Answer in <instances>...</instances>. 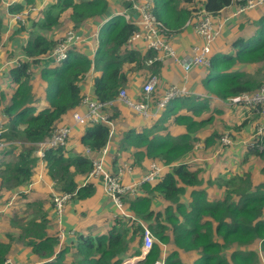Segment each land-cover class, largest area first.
Here are the masks:
<instances>
[{"label": "trees", "instance_id": "trees-1", "mask_svg": "<svg viewBox=\"0 0 264 264\" xmlns=\"http://www.w3.org/2000/svg\"><path fill=\"white\" fill-rule=\"evenodd\" d=\"M148 1L151 11L165 23L169 32H180L199 9L196 0ZM234 2L241 5L245 0H204L201 6L217 15ZM28 3L26 8L32 5V0ZM9 9L16 13L23 11L25 6L14 3ZM67 9H71L72 25L109 12L108 0H56L43 11L40 19L27 18L30 24L21 23L11 36L14 39L24 31L28 32L30 39L21 43V52L33 59H22L19 66L12 67L9 73L11 90H0V114L5 119L4 139L7 142L0 150V191L9 190V196L22 193L34 178L39 158L35 144L47 139L67 112L81 105L82 85L88 82L87 74L93 71V97L106 101L118 97L128 81L126 71L132 66L148 69L151 74L160 70V61L150 65L145 63L156 54L155 50L142 53L128 45L137 26L123 16L113 17L103 26L92 59L74 45L64 61L53 60L54 65L48 66L47 60H43L47 66L37 67L35 63L42 58L40 56L48 55L59 41L44 32L59 26L62 13ZM2 26L0 14V43ZM31 27L34 29H29ZM231 47L228 52L211 54L204 78L206 88L223 99L259 89L264 81V73L259 68L254 72L237 68L246 63L264 62V14L256 20L254 32L235 39ZM39 79L43 87L39 85ZM142 97L137 100H143L144 95ZM156 99L153 93V100ZM38 101L45 105L38 108ZM209 109L224 114L222 106L211 102L209 97L183 94L160 108V117L155 118L152 126L126 132L122 145L135 148L133 155L137 162L148 157L175 166L163 178L143 183L135 195L124 198L128 203L126 207L135 216L130 225L126 218L117 217L106 234L84 237L76 245L77 264H122L127 254L141 255L144 225L155 241L145 257L134 264H185L183 251L198 253L193 264H262L259 252L264 254V180L256 182L250 171H242L220 182V176L205 175L207 163L193 156L195 142L200 139L198 134L215 123L211 115H203ZM171 117L172 124L182 127L179 134L171 133L165 125ZM83 125L80 143L93 152L99 151L109 140V124L85 122ZM214 127L215 124L210 134L204 136L205 149L217 148L220 141L221 133ZM262 138L256 137V142H261ZM249 149L256 155L264 153L257 147ZM190 155L195 161H201L194 164L195 161L189 160ZM44 162L49 178L60 192L78 198L94 194L93 182L83 184L79 181V177L92 169L91 158L82 151H76L68 144L51 147L45 151ZM205 184L214 186L217 195L209 197ZM185 194L187 202L183 199ZM155 199L161 200L163 205H157ZM47 227L45 219H32L21 226L19 238L27 241L42 259L41 264H67L64 259L70 248L57 251L58 236L49 234ZM256 243H259L260 251L254 247ZM11 247L10 242L0 240V264L7 260Z\"/></svg>", "mask_w": 264, "mask_h": 264}, {"label": "crops", "instance_id": "crops-1", "mask_svg": "<svg viewBox=\"0 0 264 264\" xmlns=\"http://www.w3.org/2000/svg\"><path fill=\"white\" fill-rule=\"evenodd\" d=\"M28 1L29 0L0 1V14L3 18L2 41L0 43V90H11V77L9 76V73L12 67L19 66V63L17 62H20L22 59L25 61L33 59L28 56H25L21 52V43H25L28 39H30V35L28 34V32L24 31L16 35L14 39L11 38L18 25L23 23L22 21L14 19V15L24 11H29V14L25 16L26 21L24 23L26 24L28 22L27 25H29L30 23L27 18L32 17L40 19V15L43 14V11H46L52 4L56 2V0H32V5L26 8L29 4ZM138 1L140 0H108V14L106 13L104 15L93 16L84 20V22L79 25L71 24L72 22L69 19L71 9H67L62 13L60 19L61 24L57 27L52 28L51 30H47L46 32H44V34L53 39H57L60 34H57L56 32L53 34L54 30L60 32V29L64 28L67 25L66 31L61 37H59V39L62 38L69 29H74L83 37V40H81L77 44L79 51L81 53L89 55V57L92 59L95 55L97 46L99 45L100 32L102 31L103 26H105V24L113 17L123 16L121 12H128L130 15H135L138 17L139 11L133 8V5L137 4ZM140 2H147L150 4L148 0H141ZM203 2L204 0H200L199 3L197 0L195 1L196 6L203 4ZM14 3L24 5L25 9L20 12L11 13L9 8L11 5H14ZM237 6L238 4L234 2L231 5L224 7L218 13L219 16H221V18L223 19L225 17H228V19L225 20L223 24V27L225 26L227 31L222 34L221 38L219 37L215 41L213 45V52L221 51L223 53L230 51L232 48V43L235 39L242 36L251 35L254 32V29L256 27V20L264 14V5H262L253 9H248L243 13L234 15L233 12L236 10ZM232 18H234L233 21ZM125 20L127 21L126 18ZM186 23L180 32H172L170 34L171 37L169 38L173 46L175 48L177 47L179 55L183 57L186 55L190 56L192 53L193 45L202 42V39L194 33L192 27L187 26ZM29 29L33 30L34 28L31 27ZM231 35L233 36V39ZM129 46L142 53H145L149 50L145 47L142 41H138L135 45ZM40 57H35L40 58L39 62L35 63L37 67L42 68L43 65H54V61L52 58H47L44 55ZM41 60L42 62H40ZM43 60H47V65L43 64L45 62ZM160 63V70L157 73L158 85L156 87V90L153 92L154 98L158 99L162 97L165 93L167 86L172 83L184 84V87L187 89L188 93H192L201 97H209L211 102L215 103L218 106H222L225 114L224 118L227 117L229 119L231 113L233 116L238 117L235 118V121L232 123L239 125L241 130L233 129L234 132L230 133L228 129H221V131H223L224 133H230L232 135L233 141L228 146L221 147V145H219L218 143L216 144L217 148L215 146L209 148L210 150L208 151L212 150L210 157H207V159L210 160L206 165L208 166L209 170L207 169L204 174H208L209 177L211 175L214 177V173L217 172L218 177L220 176L221 179L225 177V179H227L228 176H231L235 173H241L242 171L240 170H238L237 172L233 171L232 173H228L225 167L236 165L237 159L239 160L238 165L240 166H242L243 163L248 161L249 159H252V157L256 154L252 152L249 148L261 147L258 150H264V133L259 136V139L263 137L261 142H259L258 144L250 143V141L253 140V137L256 136L257 127L264 124V114L261 113L257 108L251 106L248 107L245 105H241L240 103L233 104L229 100L232 98L223 99L217 97L216 95H213L204 85V78L207 73L206 65H201L193 68L188 73L187 78L185 79V72L183 68L173 59L164 58L160 61ZM248 65L253 66L255 69L259 68L261 69L262 73H264V62L246 63L244 65L242 64L237 66V68L240 70L244 69L245 71V67ZM177 70L181 72V75L177 73ZM126 72L128 74V81L125 86L121 89H126L128 95L135 100L142 99V96L145 95L143 85L147 81L148 77L152 74L148 69H134L133 66ZM92 73L93 71L87 74L86 80H88V82L86 85H82L84 91L83 96H94L93 85L91 80ZM39 85L43 87L41 79H39ZM44 105V103L38 101V108H42ZM83 109H85L86 112V106L84 105L82 99L81 105L77 106L72 110H69L64 116L62 122H59L57 125L64 124L69 125L71 127L68 147L73 148L76 151H82V153L92 158V155L96 152H93L92 150H90V153L87 152L88 146H85L80 143V137L84 131V125L76 123L73 118L74 112H81L83 111ZM151 111H153V115H151L150 117H144L119 98L112 100V104L104 108L102 111L105 114L108 113L110 119L113 122L112 125H109L111 128L108 140L109 152L105 156V165L108 170L114 173H122V179L125 184L139 181L141 177L145 175V173L149 170L153 162H163L153 160L148 157H145L140 162H137L133 155L135 148H124L122 145L127 131H129L130 129L142 131L144 128L150 127L155 123V118H159L161 112H159L160 109L156 111L155 107H152ZM233 112H236V114H234ZM169 122L168 129L171 133L174 127H177L178 130H181L182 127L174 125V123L173 125H171ZM237 129H239V127ZM204 131L205 133L201 134L200 132L198 134L200 139L195 142V152L197 149L206 150L204 148V143L202 142L205 138L203 136H206V134L210 133L206 132L207 130ZM221 131L218 132L221 133ZM35 147V153L39 158L38 165L35 168V173L33 175L34 178L31 180L32 186H27V190H23L22 193H20L19 195L17 193H14L9 196L11 194L9 190L0 191V208L4 210L2 216H8L7 220L1 221L3 218L0 220V240L5 243L10 242V244L12 245L7 260L4 264L42 263V259L32 251L31 247L27 244V241H25L23 238H19V234L22 230L21 226L24 225L25 222L30 221L32 219L37 221H42L43 219H45L46 223H48L47 231L49 232V234H55L58 236L59 244L57 247V251L64 247L70 248L65 254V263L77 264L79 255L76 253V245L84 237L86 238L89 235L106 234L110 230V228L113 227V223L118 217L117 209L111 198L107 195V192L104 188V184L101 179L96 178L90 180L94 183L96 188L94 194L86 198L72 197L66 203L64 213L59 219L51 201L53 192L58 190L56 188L55 182H53L47 174L45 162H42V159L39 156V152H37L36 144ZM263 155L264 153L259 156ZM189 157H191L189 158L190 161H195L194 157L196 156L193 157L190 155ZM217 160L218 163H216ZM200 161L201 160H196L194 164H197L196 162ZM125 165H129V170H124ZM244 171H250V173L252 174V169H245ZM87 176L88 174L79 177V181L83 184H86ZM261 177L262 176L260 175L257 178V175L252 174V178L256 182L264 180V178ZM24 187L25 186H23V188ZM140 190L141 189H139V191ZM135 194L136 193H127L124 198L126 199L130 195ZM11 200L13 202L9 205H6ZM186 201L188 200L186 199ZM23 203L24 205L26 203L24 213H16L9 215L14 205H23ZM155 203L159 206L163 205V202L161 200L158 201L157 199H155ZM125 205L128 206V203L126 201ZM125 208L127 211H129L128 207L125 206ZM30 214H32L33 217H30ZM126 221H128L126 223L129 224L132 219H127ZM132 255L135 254H127L125 256V259H133ZM144 257L145 256H143V258ZM143 258L139 260H142Z\"/></svg>", "mask_w": 264, "mask_h": 264}, {"label": "built area", "instance_id": "built-area-1", "mask_svg": "<svg viewBox=\"0 0 264 264\" xmlns=\"http://www.w3.org/2000/svg\"><path fill=\"white\" fill-rule=\"evenodd\" d=\"M135 4V3H134ZM264 5V0H245L241 5L238 4L234 15L243 13L248 9H253L258 6ZM199 9L195 10L193 15L188 19L186 25L191 26L194 33L202 39L201 43L194 44L192 47L191 55L181 56L176 51L172 42L170 41L171 33L165 23L159 19L152 11L150 4L147 2H137L133 5V8L139 11V16L130 15L128 12H121V14L127 19L128 22L137 26V29L131 34L128 39V45H135L138 41H142L147 49H153L156 54L145 60L146 64H152L154 61H161L164 58H171L178 63L185 72V79L188 73L195 67L201 65H209L211 54L213 53V45L219 38L222 31L223 24L228 17L224 19L219 14H213L209 12L204 6L198 5ZM29 14V11H24L14 15V19L25 22V16ZM170 33V34H168ZM83 37L77 33L74 29H69L65 35L58 41L53 47L51 52L45 57H51L56 62L64 61L69 54V49L77 45ZM19 63V62H17ZM158 85V75L152 74L148 77L147 81L143 85L145 92L143 100H135L130 97L126 89H120L118 97L124 101L132 109L139 112L144 117H150L153 115L151 111L152 107H155L156 111L164 107L169 101L177 96L188 94L184 84L172 83L167 86L165 93L157 100H153V92ZM231 103H240L241 105L251 106L257 108L264 114V81L259 89L251 92H242L237 97L229 99ZM83 103L86 106V112L81 113L76 111L73 113V118L76 123L84 124L86 120H94L98 122H105L112 125L113 122L110 119L108 113H103V109L112 104V100L101 101L93 96L84 95ZM112 127V126H111ZM6 131L5 119L0 114V150L7 143L4 139ZM71 133V127L69 125H57L51 135L44 141L36 143L37 152L44 161L45 151L51 147H57L59 145H67L69 143ZM264 133V124L260 125L256 129V136L250 143L258 144L256 137L261 136ZM221 147L228 146L232 143V135L226 132L220 138ZM90 148H87V152L90 153ZM109 152L108 142L99 151L92 155V169L86 177V182L91 179H101L104 184V188L107 195L113 201L118 217H124L126 219H134L132 215L125 208L124 197L127 193H137L145 182H154L164 174L173 169L174 163L167 164L165 162H153L149 170L141 177L137 182H131L125 184L122 179V173H114L107 169L105 165V156ZM124 170H129V165H125ZM42 176V175H41ZM85 182V183H86ZM32 186V181L28 183V187ZM27 190V189H26ZM71 193L55 191L52 195L53 207L60 219L64 213L66 203L72 198ZM11 200L6 205L11 204ZM4 210L0 208V217L3 215ZM144 244L142 246V254L133 259H124L122 264H134L135 258L143 257L147 251L152 247L155 237L147 226L144 225ZM135 260V261H133Z\"/></svg>", "mask_w": 264, "mask_h": 264}, {"label": "rangeland", "instance_id": "rangeland-1", "mask_svg": "<svg viewBox=\"0 0 264 264\" xmlns=\"http://www.w3.org/2000/svg\"><path fill=\"white\" fill-rule=\"evenodd\" d=\"M141 1V0H140ZM140 1H138V2H140ZM198 1V3L200 2V0H197ZM201 5V4H200ZM236 8V7H235ZM232 9V8H231ZM234 9V8H233ZM231 11V10H230ZM229 11V12H230ZM233 19L234 18H232V21H233ZM231 21V22H232ZM66 27H67V25L64 27V28H62V27H59V28H62V29H60L61 31L60 32H58L57 30H54V32H53V34L56 32L57 34L59 33L60 34V36H58L57 37V39L58 40H60L59 39V37H61L62 35H63V33L66 31ZM225 27V26H224ZM224 27L222 28V31H221V33H220V38L222 37V34H224V32H226L227 31V29H226V27H225V29H224ZM231 37H232V39H233V36L231 35ZM176 50H177V52H178V49H177V47L175 48ZM179 54V53H178ZM246 69L245 70H247L248 72L249 71H252V70H254L255 68L253 67V66H250V65H248V66H246L245 67ZM244 70V69H243ZM252 72H254V71H252ZM177 73L178 74H180L181 75V72L179 71V70H177ZM261 73H262V71H261ZM180 78H181V76H180ZM180 82H182V81H180ZM83 108H85V107H83ZM81 112H85V109H83V111H81ZM234 114H236V112H233ZM205 117H207V116H209V115H211L212 117H213V119H214V124H215V130L218 132V131H221V129H228L229 130V132L230 133H233L234 131H233V129H235V130H241V128H240V126L239 125H236V124H234V123H232V122H234L235 121V118H238V117H236V116H233L232 115V113H231V115L229 116V119L226 117V118H224V115L225 114H222V113H218L217 111H212L211 109H209V110H207V111H205L204 112V114H203ZM172 118L173 117H171V119H170V124L171 125H173L172 124ZM158 119V118H157ZM230 120V121H229ZM214 124H210L207 128H204V129H202V131H201V134H203V133H205V131L204 130H207L206 132H209V131H211L212 130V127L214 126ZM165 125H168V121L166 122V124ZM171 127V126H170ZM217 127V128H216ZM239 127V129H237ZM180 132V130H178L177 129V127H174L173 128V131H172V133L173 134H177V133H179ZM160 133H164V131H160ZM225 133L223 132V131H221V136L222 135H224ZM204 137V136H203ZM221 138V137H220ZM220 142L221 141H219V145H220ZM203 144V143H202ZM259 148H261V147H257V149H259ZM208 150H210V149H206V150H196V152L194 153V155L193 156H196L197 158H200V157H202V158H207V157H210V155H211V152H212V150L211 151H208ZM259 151V150H258ZM202 158H200V159H202ZM204 162H206V163H208V161H210V160H204V159H202ZM237 162H236V165H232V166H226L225 167V169L227 170V172L228 173H232L233 171L234 172H237L238 170H240V171H244L245 169H252V174H255V175H257V178L261 175L262 177L261 178H264V170H263V166H264V155L263 156H259V155H254L253 157H252V159H249L248 161H246V162H244L243 163V165L242 166H240V165H238V162H239V160L237 159L236 160ZM216 163H218V160L216 161ZM215 163V164H216ZM205 165H207V164H205ZM212 165V164H211ZM207 168H208V166H206ZM220 167V166H219ZM257 173V174H256ZM214 176H218V174H217V172L216 173H214ZM227 176V175H226ZM225 179V177H223V179H221V180H219L220 182H222L223 180ZM205 187H206V193L208 194V196L209 197H214V196H216L217 195V192L216 191H214V186H211V185H205ZM217 187H218V185H217ZM183 199H184V201L185 202H187L186 201V199H187V195L185 194V195H183ZM51 201H52V197H51ZM25 208H26V203H25V205H24V203H23V205L22 204H19V205H14V207L11 209V211H10V213H9V215L10 214H16V213H24L25 212ZM21 209H22V211H21ZM19 211V212H18ZM30 217H33V215L32 214H30ZM3 218V219H2ZM2 219V220H1ZM8 219V216L6 217H0V220L1 221H4V220H7ZM254 247L256 248V249H258L259 250V243H256L255 245H254ZM231 250V249H230ZM260 251V250H259ZM261 252L262 251H260L259 253H260V257H261V262H262V264L264 263V254H261ZM195 254H198L196 251H183L182 252V260L184 261V263L185 264H193L194 263V259H195V257H196V255ZM133 261H135V260H133ZM136 263V262H135Z\"/></svg>", "mask_w": 264, "mask_h": 264}, {"label": "bare ground", "instance_id": "bare-ground-1", "mask_svg": "<svg viewBox=\"0 0 264 264\" xmlns=\"http://www.w3.org/2000/svg\"><path fill=\"white\" fill-rule=\"evenodd\" d=\"M19 64H20V62H19ZM244 92H248V91H244ZM249 92H251V91H249ZM85 122L87 123V122H98V121H94V120H86ZM132 215H133V214H132Z\"/></svg>", "mask_w": 264, "mask_h": 264}, {"label": "water", "instance_id": "water-1", "mask_svg": "<svg viewBox=\"0 0 264 264\" xmlns=\"http://www.w3.org/2000/svg\"><path fill=\"white\" fill-rule=\"evenodd\" d=\"M141 258H143V257L136 258V261L139 260V259H141Z\"/></svg>", "mask_w": 264, "mask_h": 264}]
</instances>
